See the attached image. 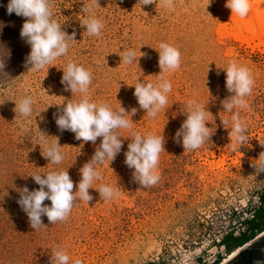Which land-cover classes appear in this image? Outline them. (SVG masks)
Instances as JSON below:
<instances>
[{
    "label": "rangeland",
    "instance_id": "1",
    "mask_svg": "<svg viewBox=\"0 0 264 264\" xmlns=\"http://www.w3.org/2000/svg\"><path fill=\"white\" fill-rule=\"evenodd\" d=\"M258 1L264 4V0L249 3ZM89 3L53 0V18L76 40L69 41L67 54L52 61L54 65L33 71L25 62L30 45L19 35L26 18L6 14L7 0H0L4 24L0 43L10 51L5 58L6 76L0 78V264H50L52 251L61 247L69 255V264L74 259L81 264H208L219 255L221 264L232 253L218 244L221 235L245 230L240 221L251 218L264 189V172L253 166L264 151V41L248 31L237 34L226 0H174L172 11L163 8L160 0L149 5H141V0H98L91 11L104 27L99 36H90L80 23L86 16L82 9ZM160 42L180 51L181 63L175 71L159 74L154 48ZM129 48L137 56L144 55L137 63L125 65L119 55ZM229 61L247 67L254 80L245 98L247 107L238 109L249 138L240 147L221 123L230 119L221 105L230 93L220 69ZM69 62L91 71L93 102L114 109L121 105L126 112L137 109L131 115V129L121 130L123 136L130 131L162 132L165 151L157 168L160 179L147 187L132 179L133 170L124 163L131 138L121 137L120 153L109 165L97 166L101 179L92 185L113 186L119 195L101 200L98 191L90 188L93 199L74 202L66 220L50 224L42 216L44 225L34 230L17 204L25 186L30 191L39 188L28 174L67 169L75 190L79 169L100 143L97 138L95 143L81 144L55 123L64 104L79 99V93L72 94L61 84L62 68ZM158 76L172 84L170 106L149 118L139 108L130 84L137 77L156 83ZM24 95L35 100L28 117L14 110L15 101ZM188 99L206 104L210 112L206 124L215 128L210 140L191 151L173 139L185 119L181 108ZM40 131L48 135L49 143L58 139L65 154L61 164H50L42 156L45 145L40 149L36 144ZM43 203L50 205L47 199ZM229 224L234 226L231 231Z\"/></svg>",
    "mask_w": 264,
    "mask_h": 264
},
{
    "label": "clouds",
    "instance_id": "2",
    "mask_svg": "<svg viewBox=\"0 0 264 264\" xmlns=\"http://www.w3.org/2000/svg\"><path fill=\"white\" fill-rule=\"evenodd\" d=\"M154 0H141V5L152 4ZM161 6L168 11L174 10V0H160ZM210 3V0H208ZM207 3V4H208ZM98 4V0H90L89 5L82 10L86 13L80 23L85 26V31L90 36H99L104 25L101 19L91 11ZM206 4V5H207ZM225 6L230 9L231 14L239 17L247 16L250 10L249 0H226ZM6 14L15 13L17 16L26 18L20 28L19 35L30 45V52L26 57V63L30 64L33 71H39L45 65H54L52 61L67 54L69 41L76 40L73 34H67L62 30L61 22L53 18V0H7L5 6ZM4 27L0 22V30ZM158 66L160 73L175 71L180 67V51L166 42H160L158 49ZM144 55H136L135 50L129 48L119 55L120 62L125 65L137 63L138 58ZM10 56V51L0 43V78L6 76L4 73L5 58ZM225 74V88L229 96L221 101L223 112L230 114V119H221L228 136L234 140L236 145L248 143L247 127L240 118L238 109L246 108L245 98L252 92L254 80L250 70L233 61H229L226 67H221ZM61 84L65 90L79 93V99L64 104L61 113L55 116L58 130L70 131L74 139L83 144L84 142L95 143L100 138L99 146L91 158L79 169L80 179L75 185L70 178L67 169H55L47 172H33L28 174L39 188L29 190L26 186L20 190L17 204L28 217L32 229H38L42 225L41 217L46 216L50 224L67 219L74 202L77 200L88 203L93 196L88 191L93 188V182L101 179L98 165H109L120 153L122 148L121 130L131 129V115L135 114L136 108L126 112L121 105L112 108L107 103H95L90 99L89 86L92 81V73L89 69L74 62L67 63L62 68ZM133 96L136 98L140 109L145 110L149 118H156L157 114L170 106L168 94L172 91L171 82L163 76H158L157 82H147L136 78ZM129 85V84H128ZM15 101V100H14ZM0 103H3L0 102ZM35 100L30 95L22 96L15 101V113L22 117H28L33 112ZM50 105V104H49ZM48 105V106H49ZM57 105V104H56ZM60 105V104H59ZM206 104L196 99H188L183 103L181 114L185 119L174 133L173 139L179 143L184 150H196L206 141L210 140L215 128L208 127L210 122L205 108ZM46 109V108H44ZM125 113L129 114L126 118ZM48 135L40 131L37 143L44 144L41 152L53 165H59L65 159L60 144L56 138L49 143ZM125 138H131L124 152V163L132 169V179L140 186L155 185L159 179L157 171L160 153L164 149V136L152 133L140 134L129 132ZM262 145V144H261ZM254 167L257 172H264V151H261ZM96 189L101 200L112 199L119 195V190L113 186L101 184ZM50 201L44 204L45 200ZM69 255L64 248L52 251L50 264H69ZM71 264H81L79 259H74Z\"/></svg>",
    "mask_w": 264,
    "mask_h": 264
},
{
    "label": "trees",
    "instance_id": "3",
    "mask_svg": "<svg viewBox=\"0 0 264 264\" xmlns=\"http://www.w3.org/2000/svg\"><path fill=\"white\" fill-rule=\"evenodd\" d=\"M261 205L255 209L253 216L250 219L244 220L246 225L245 230L240 232L239 235H235L233 232H229L219 241V245H223L227 253L233 252L237 248L243 246L250 240L254 239L259 233L264 231V189L260 193ZM221 255L217 259L208 264H219ZM152 264V263H149ZM163 264V263H160ZM199 264H205L202 261Z\"/></svg>",
    "mask_w": 264,
    "mask_h": 264
},
{
    "label": "bare ground",
    "instance_id": "4",
    "mask_svg": "<svg viewBox=\"0 0 264 264\" xmlns=\"http://www.w3.org/2000/svg\"><path fill=\"white\" fill-rule=\"evenodd\" d=\"M261 1L263 2V0H261ZM255 2H257V0H255ZM249 4H250V10H249L247 16H245V17H239L235 13L231 14L230 9L228 8L229 12L231 14V18L234 21L235 26L239 30L237 32V34L241 35V33L243 31H248V33L250 32L251 34H254V35L256 34L258 37H260V39L263 42L264 41V4L260 3V2L258 4H255V3L254 4L249 3ZM237 34H236V37H238ZM246 36H247V34L245 35V37ZM251 36L253 37V35H251ZM251 36H249V37H251ZM246 38H248V36ZM254 38H256V37H254ZM236 250H234L232 253H230L228 255V257H226L224 259V261L228 260V258L233 256L235 254Z\"/></svg>",
    "mask_w": 264,
    "mask_h": 264
},
{
    "label": "water",
    "instance_id": "5",
    "mask_svg": "<svg viewBox=\"0 0 264 264\" xmlns=\"http://www.w3.org/2000/svg\"><path fill=\"white\" fill-rule=\"evenodd\" d=\"M259 243H261L259 247L261 249V255L264 252V233L239 247L233 256H231L230 258H228V260L222 262L221 264H257L255 258L257 252L255 250V247ZM240 256H244V260L236 263L235 260H237V258H239Z\"/></svg>",
    "mask_w": 264,
    "mask_h": 264
},
{
    "label": "flooded vegetation",
    "instance_id": "6",
    "mask_svg": "<svg viewBox=\"0 0 264 264\" xmlns=\"http://www.w3.org/2000/svg\"><path fill=\"white\" fill-rule=\"evenodd\" d=\"M260 244L259 243L256 247H255V250H256V263L257 264H264V252L260 255V251L261 249L259 248L260 247ZM242 260H244V256H240L239 258H237V260H235V262H241Z\"/></svg>",
    "mask_w": 264,
    "mask_h": 264
},
{
    "label": "built area",
    "instance_id": "7",
    "mask_svg": "<svg viewBox=\"0 0 264 264\" xmlns=\"http://www.w3.org/2000/svg\"><path fill=\"white\" fill-rule=\"evenodd\" d=\"M261 205V201L259 200L258 201V206H257V208L259 207ZM256 209V208H255ZM255 209L254 210H252L250 213H251V217L253 216L252 214H253V212L255 211ZM243 222H244V220L243 221H240V225H242L243 224ZM233 228H234V226H230V224H229V231H231V230H233ZM245 229V228H244ZM229 232L228 231H226L225 232V234H222L221 235V239L224 237V235H226V234H228ZM235 234H240V232L238 231V232H236ZM200 262H198V264H199Z\"/></svg>",
    "mask_w": 264,
    "mask_h": 264
}]
</instances>
